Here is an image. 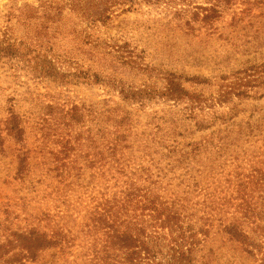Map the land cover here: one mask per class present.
<instances>
[{
    "label": "trees",
    "instance_id": "1",
    "mask_svg": "<svg viewBox=\"0 0 264 264\" xmlns=\"http://www.w3.org/2000/svg\"><path fill=\"white\" fill-rule=\"evenodd\" d=\"M232 1L195 14L190 34L213 28ZM254 5L250 15L264 0ZM101 11L89 19L105 23ZM37 12L41 23L8 48L28 78L105 87L122 102L0 104V172L13 186L0 196V264H264L259 106L204 102L182 73L152 75L125 46L67 38L59 5ZM144 75L162 89L138 85ZM161 99L175 105L146 109Z\"/></svg>",
    "mask_w": 264,
    "mask_h": 264
},
{
    "label": "rangeland",
    "instance_id": "2",
    "mask_svg": "<svg viewBox=\"0 0 264 264\" xmlns=\"http://www.w3.org/2000/svg\"><path fill=\"white\" fill-rule=\"evenodd\" d=\"M43 1L0 0V104L14 100L28 108V102H122L101 86L61 88L49 81L30 80L19 59L8 54L10 45L25 41L41 23L37 11L50 4L62 7V33L67 38L72 31L95 33L135 52L143 67L152 64L159 70L152 75L170 70L182 73L183 86L201 94L204 102H246L259 106L255 119L258 115L264 119V5L250 15L255 0H233L224 5L223 18L213 28L196 25L200 31L193 34L187 21L195 14H206L219 0H53L46 5ZM99 7L108 17L105 23L89 19ZM147 77L135 82L140 85L142 79L149 80ZM147 82L163 87L154 79ZM244 91V97H237ZM228 93L231 96H226ZM154 102L147 106L148 111L175 105L165 99ZM215 110L222 113L228 109L216 104ZM7 174L8 169L0 172V196L13 195V186L3 185Z\"/></svg>",
    "mask_w": 264,
    "mask_h": 264
}]
</instances>
